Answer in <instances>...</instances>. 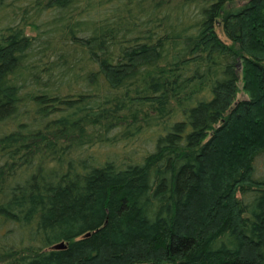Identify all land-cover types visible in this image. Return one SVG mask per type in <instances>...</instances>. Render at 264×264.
<instances>
[{"label": "trees", "instance_id": "trees-1", "mask_svg": "<svg viewBox=\"0 0 264 264\" xmlns=\"http://www.w3.org/2000/svg\"><path fill=\"white\" fill-rule=\"evenodd\" d=\"M240 1L0 0V264H264V0ZM121 143L140 159L90 154Z\"/></svg>", "mask_w": 264, "mask_h": 264}, {"label": "rangeland", "instance_id": "rangeland-1", "mask_svg": "<svg viewBox=\"0 0 264 264\" xmlns=\"http://www.w3.org/2000/svg\"><path fill=\"white\" fill-rule=\"evenodd\" d=\"M246 2H248V0H241L238 4V6H242L244 5ZM4 18V15L0 14V23L4 24L6 22ZM219 36L226 41V37L224 36V33L222 31V29H217ZM27 34L28 35H35V33L28 29L27 30ZM238 66H241L240 64ZM238 100H245L248 98V95H246L243 91L240 92V94L238 95ZM135 148V150L133 151V149ZM126 149L125 143H121L118 144V146L116 148H99V149H94L90 152V154H94L96 157L100 158V161L106 160L107 158H113L119 161V163H123V161L129 159L131 160H139L140 158H138L141 155L140 148H138V146H129ZM136 150H138L137 152H135ZM0 231V235H6L7 231L12 229L13 231H15V229H13L11 226L5 227V228H1Z\"/></svg>", "mask_w": 264, "mask_h": 264}, {"label": "water", "instance_id": "water-1", "mask_svg": "<svg viewBox=\"0 0 264 264\" xmlns=\"http://www.w3.org/2000/svg\"><path fill=\"white\" fill-rule=\"evenodd\" d=\"M65 248H66L65 243H61V244L55 246V249H57V250H63V249H65Z\"/></svg>", "mask_w": 264, "mask_h": 264}]
</instances>
